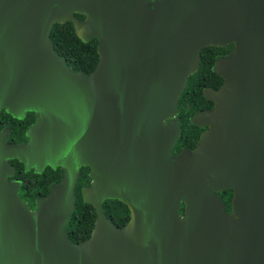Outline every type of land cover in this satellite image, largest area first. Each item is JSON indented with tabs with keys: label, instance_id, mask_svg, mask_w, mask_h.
I'll use <instances>...</instances> for the list:
<instances>
[{
	"label": "water",
	"instance_id": "obj_1",
	"mask_svg": "<svg viewBox=\"0 0 264 264\" xmlns=\"http://www.w3.org/2000/svg\"><path fill=\"white\" fill-rule=\"evenodd\" d=\"M66 21L97 39L90 73L54 49L50 29ZM228 43L212 66L222 83L202 89L214 107L190 116L207 129L172 154L200 50ZM0 107L35 112L26 141L0 130V264H264V0H0ZM14 157L24 170L63 169L33 209L8 179ZM81 166L96 217L72 242L64 226ZM105 199L127 205L123 226Z\"/></svg>",
	"mask_w": 264,
	"mask_h": 264
},
{
	"label": "trees",
	"instance_id": "obj_2",
	"mask_svg": "<svg viewBox=\"0 0 264 264\" xmlns=\"http://www.w3.org/2000/svg\"><path fill=\"white\" fill-rule=\"evenodd\" d=\"M75 16L79 19L84 17L78 13ZM49 35L55 51L66 61L71 70L84 73H90L94 70L98 62L97 39L95 37L86 42L82 41L77 37L70 21L55 23L50 29ZM232 47L233 43L223 46L224 51H228ZM214 48L216 47L209 45L200 50L198 69L188 76L185 87L178 97L177 116L180 120V136L170 151L172 154L178 153L183 147L190 149L196 145L202 129L192 124L189 117L195 111L212 106V102L203 96V87L217 88L222 83L221 76L212 69L216 56L212 52ZM33 120V110L26 112L23 119H16L0 109V128L10 126L9 137L13 141L26 138L24 131ZM10 163L16 169L15 177L21 180L18 194L31 208L35 206L36 198L48 193L50 183L59 181L62 175L61 167L52 168L47 165L40 173H37L32 168L27 171L24 170L23 164L16 158H11ZM88 171V166H82L79 170L75 186L74 210L64 226L67 237L72 242L82 241L89 236L96 217L93 206L84 202L81 197V185L89 183L91 180ZM216 193L225 203V209L229 211L231 189ZM102 208L106 217L117 226H123L129 219L127 205L117 199H105L102 202ZM182 210L183 205L181 204L180 213Z\"/></svg>",
	"mask_w": 264,
	"mask_h": 264
},
{
	"label": "flooded vegetation",
	"instance_id": "obj_3",
	"mask_svg": "<svg viewBox=\"0 0 264 264\" xmlns=\"http://www.w3.org/2000/svg\"><path fill=\"white\" fill-rule=\"evenodd\" d=\"M225 45H227V44H225ZM224 46V45H223ZM223 46H215L216 48H214L213 50H212V52H214V54H216V56H215V59H214V61L215 60H217L218 58H220V57H224V56H226L228 53H230L231 52V50H232V48L231 49H229L228 51H224V48H223ZM213 61V62H214ZM214 64V63H213ZM212 102V101H211ZM214 107V103L212 102V106L210 107V108H203V109H200V110H198V111H195L194 113H196V112H199V111H205V110H210V109H212ZM0 109H3L5 112H7L6 110H5V108L4 107H0ZM26 112H28V111H26ZM25 112V113H26ZM8 113V112H7ZM25 113H24V116H25ZM193 113V114H194ZM10 114V113H9ZM177 114H178V112H177ZM177 114H176V116H177ZM11 115V114H10ZM12 116V115H11ZM24 116L22 117V118H16V117H14V118H16V119H23L24 118ZM13 117V116H12ZM34 117H35V112H34ZM178 117V116H177ZM179 118V117H178ZM189 119H190V117H189ZM34 121V120H33ZM180 121V120H179ZM29 126V125H28ZM4 128H9V131H8V135H7V138L5 139V141L6 142H13V143H18V142H21V141H26L27 139H28V137L26 136V134H25V131H26V129H27V127H26V129H25V131H24V134H25V136H26V138H24V139H21V140H19V141H13L10 137H9V133H10V126H5V127H3V128H0V130L1 129H4ZM199 128H201L202 130H201V132L199 133V135L203 132V131H205L206 129H207V125H205V126H203V127H199ZM199 137V136H198ZM198 140V139H197ZM197 143V142H196ZM196 146V145H195ZM194 146V147H195ZM194 147H192V148H190V150H193L194 149ZM183 148H187V147H183ZM182 148V149H183ZM181 149V150H182ZM177 154V153H176ZM175 154V155H176ZM15 158V157H14ZM10 159L11 158H9L8 159V162H9V164L10 165H12L11 163H10ZM17 159V158H16ZM18 160V159H17ZM22 163V162H21ZM23 164V163H22ZM13 166V165H12ZM47 166V165H46ZM14 167V166H13ZM56 167H60V166H56ZM55 167V168H56ZM82 167V166H81ZM80 167V168H81ZM15 168V167H14ZM32 169H34L33 167H31ZM31 168H29V169H31ZM28 169V170H29ZM61 169H62V167H61ZM27 171V170H26ZM36 172V171H35ZM60 173V172H59ZM62 175H61V177L63 176V169H62ZM60 173V174H61ZM88 173H89V171H88ZM15 174H16V169H15V172H14V174L13 175H10V176H8V179H10V180H18L19 181V184H18V189H19V186H20V184H21V180L19 179V178H17V177H15ZM61 177H60V179H61ZM91 178V177H90ZM59 179V180H60ZM58 182V181H57ZM52 183V182H51ZM50 183V184H51ZM91 183V180L89 181V183H86V184H83V185H81V187L82 186H86V185H89ZM75 186H76V183H75ZM80 187V188H81ZM17 189V193H18V190ZM223 190H225V189H223ZM75 191V190H74ZM217 191H221V190H217ZM216 191V192H217ZM232 191V190H231ZM217 194V193H216ZM19 195V194H18ZM218 196V195H217ZM20 197V196H19ZM232 197V196H231ZM23 199V198H22ZM223 202V201H222ZM224 203V202H223ZM230 203H231V201H230ZM225 204V203H224ZM31 208V207H30ZM34 207H32L31 209H33ZM230 209H231V205H230ZM226 210V209H225ZM227 211V210H226ZM230 211V210H229Z\"/></svg>",
	"mask_w": 264,
	"mask_h": 264
},
{
	"label": "rangeland",
	"instance_id": "obj_4",
	"mask_svg": "<svg viewBox=\"0 0 264 264\" xmlns=\"http://www.w3.org/2000/svg\"><path fill=\"white\" fill-rule=\"evenodd\" d=\"M83 16H84V15H83ZM83 18H84V17H83ZM83 18H82V19H83ZM181 204L183 205V203H182V202L180 203V208H181ZM179 213H180V210H179ZM181 213H183V210H182ZM181 213H180V215H181Z\"/></svg>",
	"mask_w": 264,
	"mask_h": 264
}]
</instances>
